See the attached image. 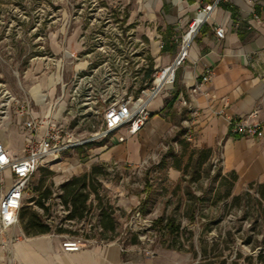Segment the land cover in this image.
Returning a JSON list of instances; mask_svg holds the SVG:
<instances>
[{"label":"rangeland","instance_id":"374dc122","mask_svg":"<svg viewBox=\"0 0 264 264\" xmlns=\"http://www.w3.org/2000/svg\"><path fill=\"white\" fill-rule=\"evenodd\" d=\"M132 9L131 3L123 7L119 0H0V116L12 109L5 104L9 96L20 98L21 86L39 76H53L59 57L54 37L76 28L86 30L85 51L96 48L106 64V104L136 95L147 80L152 57L144 35L149 22L142 18L141 47L132 63L127 13ZM6 120L0 117L2 142L8 133ZM67 130L77 139L91 133L85 128ZM25 131L22 123L18 125L19 135ZM161 141L164 148L154 149L148 155L153 158L135 165L86 157L83 145L56 159L46 157L29 178L21 207L44 213L49 232L63 236L115 240L143 254L146 249L154 254L158 249L183 251L189 254L188 264H264V199L259 194L263 189L247 185L235 194L233 175L222 173L219 159L187 141L179 127ZM92 166L97 170L89 182L97 193L87 187L83 216L69 218L59 186ZM171 169L179 171L177 180L171 178ZM40 181L53 191L45 201L46 213L34 201L38 192L33 188ZM7 183L4 178L3 187ZM169 219L177 226L172 233L164 226ZM58 228L63 231L58 233Z\"/></svg>","mask_w":264,"mask_h":264},{"label":"crops","instance_id":"0c3cea01","mask_svg":"<svg viewBox=\"0 0 264 264\" xmlns=\"http://www.w3.org/2000/svg\"><path fill=\"white\" fill-rule=\"evenodd\" d=\"M211 0H119L132 4L128 11L130 44L136 63V49L140 50L142 28L139 20H148L144 31L153 68L168 64L177 54L182 33L187 23L204 4ZM137 23V24H136ZM216 25L224 28L223 38L215 35ZM86 30L76 28L62 37L55 35L54 52L59 57L55 73L46 78L21 86L20 98L9 96L0 117L7 119L8 132L2 142L10 154L20 156L28 132L19 135L25 117L18 107H29L34 118L51 121L73 130L85 128L92 132L100 126L102 108L108 95L106 64L94 48L85 51ZM93 36L97 34H92ZM96 38V37H95ZM94 38V39H95ZM59 68V71H58ZM206 70L211 81L197 84ZM183 98L184 106L179 102ZM151 116L143 128L126 141L83 145L86 157L123 164H139L149 159L154 149L164 148L161 141L176 127L184 133L190 129L191 142L198 149H209L219 159L222 173L235 175L234 192L247 185L264 187V135L261 138L232 136L228 131L230 117L257 111L264 129V0L221 1L193 36L187 47V56L178 67L175 83L152 100ZM223 115H217V110ZM22 117V118H21ZM82 127V128H81ZM44 125L37 135H41ZM190 142V141H189ZM80 159V157H78ZM78 158H74L78 159ZM153 158V157H150ZM81 160V159H80ZM93 163V161H91ZM7 178V189L12 181L11 172L0 173ZM180 173L171 169V178ZM14 236L15 240L10 241ZM63 235L41 233L25 235L19 222L0 234V264H188L189 254L183 251L158 249L152 258L139 250L122 246L115 240L90 238L77 251H64Z\"/></svg>","mask_w":264,"mask_h":264},{"label":"built area","instance_id":"2783aa9c","mask_svg":"<svg viewBox=\"0 0 264 264\" xmlns=\"http://www.w3.org/2000/svg\"><path fill=\"white\" fill-rule=\"evenodd\" d=\"M221 1L227 0H211L198 9L195 16L189 20L186 31L181 35L179 49L175 57L168 64L154 68L151 81L136 95L124 96L105 104L100 126L86 138H74L62 125L49 118L36 119L32 117L29 107L26 105L18 110V114L25 117L24 126L29 134L25 139L20 156L10 154L0 141V173L8 169L12 174V181L7 189L3 188L4 179L0 177V234L18 223V212L22 206L28 180L46 157L56 159L59 154L69 148L93 142H103L104 148H106L108 143L124 142L143 128L151 116L150 103L164 91L172 88L177 69L187 56L189 42ZM214 32L218 38H223L224 28L222 26L216 25ZM119 35L121 34L118 33ZM210 81L211 72L206 70L200 81L192 86L191 92H197L202 83ZM179 102L187 106V102L183 98H179ZM223 113L222 109L216 111L217 115H223ZM43 125L42 134L37 135ZM228 131L232 136L261 138L264 135L263 124L258 118L257 111L230 117ZM184 138L187 141L193 139L190 129L185 131ZM9 239L12 241L15 240V237L12 236ZM89 239V237L81 235H65L61 241V247L64 251H77L86 246ZM122 250H124L123 246ZM144 255L152 258L154 252L146 249Z\"/></svg>","mask_w":264,"mask_h":264},{"label":"trees","instance_id":"16d2710c","mask_svg":"<svg viewBox=\"0 0 264 264\" xmlns=\"http://www.w3.org/2000/svg\"><path fill=\"white\" fill-rule=\"evenodd\" d=\"M154 71L153 62H151L148 70L146 81L139 86L138 92L140 89L144 88L152 79V73ZM208 151H210L208 149ZM97 170L96 166H92L89 172H85L78 176H72L66 182L62 183L59 186L60 195L59 197L62 199V203L65 206L69 207V218H81L86 210V201L89 197V192L87 187H91V190L96 194L97 191L92 186V183L89 181L93 179ZM236 177L233 175V180ZM92 181V180H91ZM38 195L36 196L35 204L43 209V212H48L49 208L46 206L45 201L46 199L50 198L53 191L51 190L50 186H43L42 181H40L34 188ZM260 197L264 199V187L262 188ZM44 213L40 214L39 212L32 210L27 211L24 208H20L18 212V222L24 232L25 235H36L41 233H47L50 231V226L45 222ZM157 222H162V219H159ZM169 232H174L177 229V226L173 224L171 219L167 220L166 224L164 225ZM113 228V227H112ZM63 229L58 228L57 232L61 233Z\"/></svg>","mask_w":264,"mask_h":264}]
</instances>
